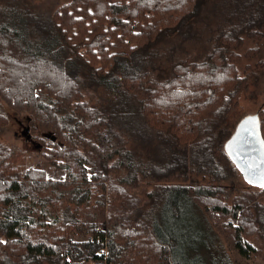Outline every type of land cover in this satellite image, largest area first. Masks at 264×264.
<instances>
[{
    "label": "trees",
    "instance_id": "1",
    "mask_svg": "<svg viewBox=\"0 0 264 264\" xmlns=\"http://www.w3.org/2000/svg\"><path fill=\"white\" fill-rule=\"evenodd\" d=\"M29 1L0 0V98L55 135L41 156L66 173L0 146V264H231L213 231L256 254L264 188L242 178L226 204L219 184L241 176L224 146L264 0ZM144 183L161 186L116 213Z\"/></svg>",
    "mask_w": 264,
    "mask_h": 264
},
{
    "label": "rangeland",
    "instance_id": "2",
    "mask_svg": "<svg viewBox=\"0 0 264 264\" xmlns=\"http://www.w3.org/2000/svg\"><path fill=\"white\" fill-rule=\"evenodd\" d=\"M68 1L70 0H31L29 2L41 8L46 14H52L62 8ZM0 6L2 5L0 4ZM185 45L188 46V43ZM253 46H258V44L256 42L254 43V41H250L240 50L242 56L239 65V74L244 78L242 80L246 81V83L243 85L241 84L242 93L239 98V107L230 119L232 131H234L235 127L238 126L243 119L249 116H260V112L264 109V69H257V62L264 61V42L261 44V50L256 57L247 56V58L246 53ZM197 48L200 50L201 46ZM43 131L31 127L27 113L14 109L11 105L0 98V146L4 148H13L21 152L27 166L30 165L34 167L35 165H39L47 172L51 180L58 181L66 173L64 169L59 167V163L62 162V160L58 159L57 161H54L51 159L52 163H50L49 166H46V162L43 160L40 152H44L47 149V146L50 145L51 142H54L53 140L56 141V137L55 135H50ZM219 185V190L223 194L221 197L225 199L226 204H231L235 198L239 197V195L248 192L249 188L240 175H235L233 179L222 182ZM160 186L159 183H144L140 191L130 189L129 194L134 198L133 202L127 201L126 205L129 207L118 210L116 213H120L123 210H133L137 206L146 205L148 202L147 195ZM254 190L258 192L259 189L255 188ZM133 203L136 205L130 206ZM225 203L223 205H225ZM208 213L210 217H215L213 212L208 211ZM128 228L129 226L127 229ZM216 232H207L208 240L211 234L212 238L210 241L213 248L222 249L226 254V257H228L229 263L264 264V244L259 240L253 239L252 236V240L257 244L256 248H258V252L252 254L250 258H243L235 248V240L233 239L232 234L225 233V235H223ZM206 263L214 264L208 255H206ZM225 264H227V261H225Z\"/></svg>",
    "mask_w": 264,
    "mask_h": 264
},
{
    "label": "water",
    "instance_id": "3",
    "mask_svg": "<svg viewBox=\"0 0 264 264\" xmlns=\"http://www.w3.org/2000/svg\"><path fill=\"white\" fill-rule=\"evenodd\" d=\"M250 118L254 123L245 124ZM224 149L245 182L264 188L260 186L264 183V137L259 115L243 119Z\"/></svg>",
    "mask_w": 264,
    "mask_h": 264
},
{
    "label": "snow or ice",
    "instance_id": "4",
    "mask_svg": "<svg viewBox=\"0 0 264 264\" xmlns=\"http://www.w3.org/2000/svg\"><path fill=\"white\" fill-rule=\"evenodd\" d=\"M248 123H254L253 119L250 118L249 121H246V122H245V124H248ZM230 147H232V146L230 145ZM260 186H261V187H264V183H262Z\"/></svg>",
    "mask_w": 264,
    "mask_h": 264
},
{
    "label": "bare ground",
    "instance_id": "5",
    "mask_svg": "<svg viewBox=\"0 0 264 264\" xmlns=\"http://www.w3.org/2000/svg\"><path fill=\"white\" fill-rule=\"evenodd\" d=\"M243 178V177H242ZM245 181V180H244Z\"/></svg>",
    "mask_w": 264,
    "mask_h": 264
}]
</instances>
